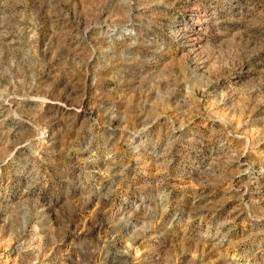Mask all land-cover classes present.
Returning a JSON list of instances; mask_svg holds the SVG:
<instances>
[{"label": "rangeland", "instance_id": "1", "mask_svg": "<svg viewBox=\"0 0 264 264\" xmlns=\"http://www.w3.org/2000/svg\"><path fill=\"white\" fill-rule=\"evenodd\" d=\"M0 264H264V0H0Z\"/></svg>", "mask_w": 264, "mask_h": 264}]
</instances>
